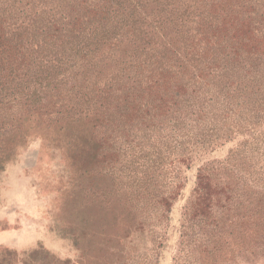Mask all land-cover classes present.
Instances as JSON below:
<instances>
[{
    "label": "rangeland",
    "instance_id": "obj_1",
    "mask_svg": "<svg viewBox=\"0 0 264 264\" xmlns=\"http://www.w3.org/2000/svg\"><path fill=\"white\" fill-rule=\"evenodd\" d=\"M258 4L182 0L180 11ZM164 24L151 31L171 35ZM181 93L145 124L129 117L111 150L90 130L71 147L55 122L0 105L23 116L0 129V264H264V94L236 102L210 74Z\"/></svg>",
    "mask_w": 264,
    "mask_h": 264
},
{
    "label": "trees",
    "instance_id": "obj_2",
    "mask_svg": "<svg viewBox=\"0 0 264 264\" xmlns=\"http://www.w3.org/2000/svg\"><path fill=\"white\" fill-rule=\"evenodd\" d=\"M181 1L0 0V105L25 106L23 116L55 122L71 147L80 148L90 130L111 150V136L132 124L129 117L145 124L153 110L169 111L193 79L212 75L236 102L264 94V4L236 15L206 8L186 14ZM163 19L174 32L158 37L151 29ZM255 33L262 42L253 49ZM34 83L43 86L39 96ZM8 116L13 125L23 117L0 114L3 132Z\"/></svg>",
    "mask_w": 264,
    "mask_h": 264
}]
</instances>
